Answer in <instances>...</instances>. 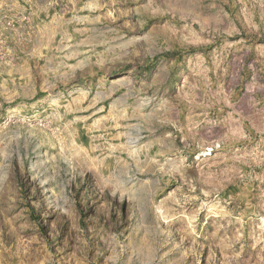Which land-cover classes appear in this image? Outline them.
Here are the masks:
<instances>
[{"label": "rangeland", "instance_id": "1", "mask_svg": "<svg viewBox=\"0 0 264 264\" xmlns=\"http://www.w3.org/2000/svg\"><path fill=\"white\" fill-rule=\"evenodd\" d=\"M17 52L0 264H264V0H0Z\"/></svg>", "mask_w": 264, "mask_h": 264}, {"label": "crops", "instance_id": "2", "mask_svg": "<svg viewBox=\"0 0 264 264\" xmlns=\"http://www.w3.org/2000/svg\"><path fill=\"white\" fill-rule=\"evenodd\" d=\"M55 50V51H54ZM53 52H49L47 55V62L45 66L50 69H58L60 67V64L63 62H60L58 60H55L56 57L65 56L61 54V48L56 47L54 48ZM32 57V53H13L9 60L7 61H0V95L2 98H6L7 95L15 96V92L17 89V81L20 78L21 73L24 75L25 82L31 80V76L29 74H25V71L27 70L28 62L30 63V59ZM62 61V60H61ZM64 65V64H63ZM20 82V81H19ZM27 83V82H26ZM40 91H43L40 89ZM88 136L86 132H81V135H79L80 138L85 139Z\"/></svg>", "mask_w": 264, "mask_h": 264}]
</instances>
